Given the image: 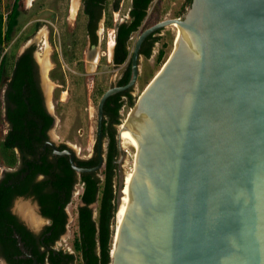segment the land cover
<instances>
[{
	"label": "water",
	"instance_id": "1",
	"mask_svg": "<svg viewBox=\"0 0 264 264\" xmlns=\"http://www.w3.org/2000/svg\"><path fill=\"white\" fill-rule=\"evenodd\" d=\"M169 26L174 51L121 130L135 169L111 264H264V0H192L145 30L130 82L100 101V146L106 100L137 83L142 44ZM125 187L121 171L117 211Z\"/></svg>",
	"mask_w": 264,
	"mask_h": 264
},
{
	"label": "rangeland",
	"instance_id": "2",
	"mask_svg": "<svg viewBox=\"0 0 264 264\" xmlns=\"http://www.w3.org/2000/svg\"><path fill=\"white\" fill-rule=\"evenodd\" d=\"M14 2L15 0H0V12L9 13ZM19 4L21 11L19 31L3 52L5 65L3 77L0 80V143L2 131L5 128L4 94L14 59L26 48L32 46L36 40L33 52L40 65L43 77L53 68H56L53 71V75L58 76L55 83L49 86L48 93H50L47 99L48 106L57 117V124L51 131L52 137L56 141L65 142L74 147L80 156H89L97 139L98 108L101 97L107 90L116 85L123 72L122 68L120 69L113 64L111 47L114 43L116 25L128 20L130 17L132 0H107V18L105 24V18H103L100 25L102 34L98 56L99 54L101 56H99L100 63H96L98 65L96 72H94V69L90 70L89 64H86L84 71L80 66L83 63V59H86L87 53L84 54V52L88 51L86 17L82 12V7L79 10L80 0L75 13H73L76 7L75 0H20ZM117 4L118 9H115L114 7ZM190 7L189 0H154L143 26L131 38L132 51L140 35L145 30L162 21L184 17ZM109 22L113 23V27L108 26ZM73 30L76 32L75 35L71 34ZM49 31L52 34L50 43L48 42ZM71 35H74V37ZM177 36V26L164 28L155 36L158 41L153 48L152 56L150 58L140 57L139 78L133 88L135 105L169 60L174 51ZM72 41L76 47L75 53L73 51V56L70 53ZM160 50L165 51V55L161 60L158 58ZM48 62L51 63L50 66H48ZM53 90L55 91L54 97H52ZM135 105L133 107L126 106L123 109L122 124L116 128L118 136L121 127L127 121ZM83 132L84 136H81ZM107 149L108 140L106 139L104 151L106 152ZM123 150L124 155H119L118 160L121 162L116 169L115 187L117 191L121 171L125 177L126 184L131 179L135 169L133 156L128 149L123 147ZM6 160L0 149V174L5 169L3 161L5 162ZM99 174L102 178L103 174L101 172ZM80 205V195L77 191L66 209L69 221L67 232L62 239L64 247L73 248L72 245L78 234V209ZM13 212L23 221H27L26 223L37 231L44 224L37 210L36 200L33 198H17L14 201ZM29 213L32 214L30 215V217L32 216L30 221L28 220ZM94 213L95 217H97L98 205H95ZM117 213L112 226L114 231L112 249L116 241ZM37 219L40 220V223ZM0 264H4L1 259Z\"/></svg>",
	"mask_w": 264,
	"mask_h": 264
},
{
	"label": "flooded vegetation",
	"instance_id": "3",
	"mask_svg": "<svg viewBox=\"0 0 264 264\" xmlns=\"http://www.w3.org/2000/svg\"><path fill=\"white\" fill-rule=\"evenodd\" d=\"M88 0H80V7L84 16L86 17V39L88 45V51L84 52L86 54V59H83V63L80 66L85 70L86 64H89L91 68L94 69V72L98 69V65L96 63H100V57L98 56L99 51V42L101 37L100 25L104 20V24L106 21L107 14V0L105 3H99L98 5H91V13H86V5ZM115 8V7H114ZM91 19H93V25H90ZM130 19V17H129ZM75 30V29H74ZM72 31L71 34L75 35V31ZM93 30V32H92ZM74 35L72 37H74ZM52 38V34L50 31L48 32V42L50 43ZM37 41L35 40L33 45L26 48L23 52H21L18 56L15 57L13 62V67L11 71V75L7 82V87L5 89L4 100V124L5 128L2 131V139L0 143V149L3 157L7 160L3 163L5 165V169L3 173L0 174V185L5 180H9L11 184L15 181L23 182L28 178L32 179L34 184L41 182H54L58 179H67L66 171L67 168H71L74 172L73 175L70 176V180L73 181L72 185V194L78 191L81 196L83 191V185L81 183V177L83 174L77 172L73 165H76L81 169H94L97 168L101 160H103V164L101 168L97 171L89 172L96 173L97 177L99 176V172L103 174L108 157L110 155V138L106 135V130L116 131V145H117V155L113 160V163L116 165V169L118 165H120V160H118L120 152L119 147V139L121 136V131L119 132V136L117 135L116 128L121 126V124H116V120L110 119L108 116V108L106 107L107 101L109 98L120 95L121 99L125 101V104L120 109V116L122 118V111L126 106L129 105V95L133 96V87L127 89L125 91L116 93L109 97L103 107V121H102V144L100 146V135H99V108H98V120H97V131H96V141L94 145V149L89 156H80L77 154L74 147L65 143L56 141L51 134V131L57 124V117L53 110L48 106V89L51 84H54L58 79L57 75H53V71L56 68L50 70L45 77H43L42 71L40 69V65L37 62L33 47ZM70 45V53L73 56V51L75 53L76 47ZM115 46H116V29L114 34V44L112 48V56H113V64H114V54H115ZM54 53V52H53ZM51 55V59L53 56ZM29 56V67L30 72L26 73L24 78L25 84L22 87V93L20 94L15 88L17 84V76L18 70L20 69V60L24 56ZM133 56V53H132ZM99 58V59H98ZM92 62V63H91ZM51 63L48 62V66ZM121 70H123L120 79L117 81L116 85L113 88L125 87L126 85L121 84V81L126 77L129 69L131 70L132 75V59L131 64L127 61L124 64L116 65ZM94 66V67H92ZM90 68V70H91ZM87 69V68H86ZM131 79V76H130ZM109 89V90H110ZM55 90V89H54ZM52 91V97L55 96V91ZM108 91V90H107ZM106 91V92H107ZM105 92V93H106ZM104 93V94H105ZM103 94V95H104ZM102 95V97H103ZM17 97L24 100V106H20L17 104ZM33 97L36 100L35 105H31L27 99ZM101 97V99H102ZM101 101V100H100ZM100 104V102H99ZM117 104L110 103V108H115ZM131 107V106H130ZM25 112L23 124L21 126H16L13 122V118H18L21 116L22 112ZM122 130V127H121ZM81 136H84V132ZM108 140V149L104 151L105 140ZM11 145V146H10ZM12 152L15 153V162L11 163V159L9 158ZM71 152L74 154V161H72L71 156L69 154ZM8 157V158H7ZM90 165L92 167H90ZM57 175H60L58 178ZM45 192H51L50 186H46ZM25 196H19L17 198H24ZM63 198L66 197V194H63ZM15 198V200L17 199ZM36 200V203L40 207V211H38L43 219V225L40 226L39 231L35 230L31 226L28 225L25 221H23L20 217H18L13 212V205L9 208V212L18 218L19 223L25 227L28 233L32 234L33 237L30 239L21 238L15 228L14 225L10 224L7 227V237L0 238V259L4 264H12L11 261H16L17 264H85L82 254L80 251L76 249V239L73 243V248L64 247L62 244L63 236L67 232V226L65 232L59 236L55 237L54 234L49 230L51 226V220L46 218L42 214V207L39 201L35 196H31ZM14 200V201H15ZM70 204V203H69ZM68 204V205H69ZM67 205V207H68ZM66 207V209H67ZM65 212L67 214V225L69 221V216L67 210ZM35 253L39 255L38 259L35 256ZM32 262V263H31Z\"/></svg>",
	"mask_w": 264,
	"mask_h": 264
},
{
	"label": "trees",
	"instance_id": "4",
	"mask_svg": "<svg viewBox=\"0 0 264 264\" xmlns=\"http://www.w3.org/2000/svg\"><path fill=\"white\" fill-rule=\"evenodd\" d=\"M106 0H88L86 5V13H91V5H98L105 3ZM154 0H132L131 10L129 13L130 19L116 25V46L114 54V64L121 65L127 61L131 64L132 49L131 38L143 26L149 9ZM20 0H15L12 9L9 13L0 12V80L3 77L5 58L3 52L7 45L13 40L16 33L19 31V17ZM192 0H189V4ZM118 9V4L115 6ZM90 25H93L91 19ZM108 26L113 27V23L109 22ZM162 30L150 35L142 44L140 55L150 58L153 53V48L158 41L155 37ZM93 32V30H92ZM165 55L164 50L159 52V60ZM29 56L21 58L20 69L17 73L16 90L21 94L23 84H25L26 73L30 72ZM131 70L127 73L126 77L121 81V84L126 85L130 80ZM31 105L36 104L33 97L27 99ZM17 104L24 106V100L17 97ZM110 103L117 104L115 108H110ZM125 104L120 95H115L107 101L106 107L108 108V116L112 120H116V124H122L120 116V109ZM129 105H135V98L129 95ZM25 112L21 116L13 118L16 126L23 124ZM106 135L110 138V155L108 157L106 168L103 172V177H97L96 173L83 174L81 183L83 191L80 196L81 205L78 209V234L76 236V249L82 254L85 264H111V251L113 243L114 231L112 226L114 224L117 213V190L115 187L116 165L113 163L117 155L116 145V131L106 130ZM11 146V145H10ZM11 163L15 162V153L9 155ZM90 167H92L90 165ZM74 172L71 168H67V179H58L54 182H41L34 184L31 178L26 181H15L13 184L9 180H5L0 185V238L7 237L8 225H14L17 234L23 239H30L32 234L26 231L18 218L9 212L15 198L19 196L31 197L35 196L42 207V214L51 220L49 230L55 237L61 236L67 226V214L65 209L73 198L72 185L73 181L70 176ZM60 178V175H57ZM46 186H50L51 192H45ZM63 194L66 197L63 198ZM93 205H98V214L95 217ZM39 258V255L35 253ZM12 264H17L16 261H11ZM32 263V262H31ZM33 264V263H32Z\"/></svg>",
	"mask_w": 264,
	"mask_h": 264
},
{
	"label": "bare ground",
	"instance_id": "5",
	"mask_svg": "<svg viewBox=\"0 0 264 264\" xmlns=\"http://www.w3.org/2000/svg\"><path fill=\"white\" fill-rule=\"evenodd\" d=\"M75 11H76V9H75ZM114 44V43H113ZM112 47H113V45H112ZM92 63V62H91ZM92 67H94V66H92ZM91 69H93V68H91ZM124 131V130H123ZM123 131H122V133H121V137H122V134H123ZM132 178H133V174H132V177H131V179L130 180H128V182L125 184V194H124V198H123V200H122V203H121V206H120V209L117 211L118 213H117V227H116V240H117V235H118V232H119V229H120V225H121V223H122V221H123V218H124V216H125V213H126V210H127V207H128V205H129V203H130V186H131V183H132ZM30 215H32V214H28V220L30 221V219L32 218V216L30 217ZM40 219V218H39ZM39 219H37V221H39V223H40V220ZM33 223H34V220H33ZM34 226V225H33Z\"/></svg>",
	"mask_w": 264,
	"mask_h": 264
},
{
	"label": "crops",
	"instance_id": "6",
	"mask_svg": "<svg viewBox=\"0 0 264 264\" xmlns=\"http://www.w3.org/2000/svg\"><path fill=\"white\" fill-rule=\"evenodd\" d=\"M78 2H79V0H75V3H76V7H75V9H76V10H77V8H78ZM75 9H74L73 13L76 12ZM74 15H75V14H74Z\"/></svg>",
	"mask_w": 264,
	"mask_h": 264
}]
</instances>
